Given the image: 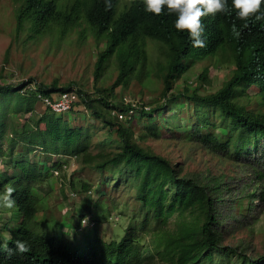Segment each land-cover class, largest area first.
Here are the masks:
<instances>
[{"label":"trees","instance_id":"1","mask_svg":"<svg viewBox=\"0 0 264 264\" xmlns=\"http://www.w3.org/2000/svg\"><path fill=\"white\" fill-rule=\"evenodd\" d=\"M15 2L16 37L22 31L28 39L48 36L55 42L79 28L80 39L90 38L98 49L94 81L109 61L114 62L117 75L111 84L96 86L92 93L75 86L79 96L69 110L57 113L45 106L48 113L38 115L33 114L36 102H42L38 93L69 90L74 82L61 84L57 78L48 84L31 78L16 84L0 82V92L15 93L0 96V118L7 113L31 114L19 126L0 122V143L5 141L10 153L15 147L27 152L40 147L48 155L75 156L79 169L129 173L144 217L138 226L129 224L118 239L99 234L96 226L80 241L67 239L61 232L62 224L58 231L46 232L41 220H36L39 197L33 191L42 177L40 165L16 159L12 173L0 178L4 192L8 187L15 189L13 199L19 211L18 221L7 231L0 226V264H144L154 257L160 264H202L206 260L212 264L216 253L227 257L236 254L240 264H264V253L251 256L239 245L223 241L219 228L222 220L215 205L223 185L227 188L222 177L202 180L183 174L169 158L141 143L181 133L182 138L193 140L212 154L235 160L248 158L255 187L248 191L242 188L233 198L235 210L245 219L255 200L264 204V19H240L232 0H227L228 13L203 18L204 46L194 47L189 33L175 28L177 15L170 14L167 7L155 15L137 1L125 10H120L115 0H110V8H106V0ZM262 7L257 15H264ZM151 42L161 54L155 65L150 61ZM8 53L7 49L5 59ZM202 60L216 66L231 63L230 75L215 90L202 92L210 67L206 63L194 84L185 82L174 90L177 79ZM153 76L160 77L163 86L151 104L140 103L132 118L119 119L112 114V110L127 111L130 105L124 98L114 101L116 87L127 86L133 78L143 81ZM253 100L258 108L250 105ZM79 103L102 120L108 129L107 138L115 135V148H109L107 138L91 148L89 128L67 120L65 116ZM174 106L177 109L172 111ZM137 123L142 126L135 128ZM58 164L55 160L51 167ZM82 186L90 189L86 182ZM106 201L105 195H99L95 204L79 208L75 227H80L86 216L84 230L88 229V219H100ZM93 206L97 210L92 214ZM151 219L155 225L148 229ZM144 231H149L147 240L140 233ZM17 240L24 241L29 251L18 252Z\"/></svg>","mask_w":264,"mask_h":264},{"label":"rangeland","instance_id":"2","mask_svg":"<svg viewBox=\"0 0 264 264\" xmlns=\"http://www.w3.org/2000/svg\"><path fill=\"white\" fill-rule=\"evenodd\" d=\"M16 5L15 0H0V82L16 84L31 78L34 82L48 84L57 78L61 84L74 82L73 87H81L91 93L96 86L106 87L112 83L117 75V68L113 61H109L101 77L94 81L93 71L98 49L90 38L80 39L79 28L72 30L70 34L55 42L48 36L40 39H28L27 34L22 31L16 37ZM150 45V61L155 65L161 54L152 42ZM7 49L9 53L5 59ZM206 63L209 62L207 60L194 62L192 67L177 79L174 90H177L185 82L194 84L197 74ZM209 65L208 81L202 82V92L218 88L223 80L230 75L232 68L229 62L217 66L212 63ZM162 86L160 77L153 76L150 79L145 78L143 81L133 78L127 86L116 87L114 101L120 102L123 100L122 96H125L138 101L139 104L144 102L151 104ZM3 95L15 96V93L0 92V96ZM184 104L187 106L186 102ZM250 105L253 108L260 106L255 100ZM175 109L177 106H174L172 111ZM44 112L48 113L45 105L37 101L33 114L38 115ZM30 115V113H15L13 115L7 113L0 118V122L19 126ZM65 117L72 124H80L89 128L91 148H94V145L100 140L108 137V129L102 120L92 116L81 103L75 106L70 115ZM141 126L137 123L135 128ZM183 129H187V126L183 125ZM180 134L176 133L171 137L163 135L159 138H148L141 143L169 158L181 168L183 174L202 180L222 177L227 188L223 185L215 205L222 220L219 228L223 232L224 243L239 245V248L251 256L264 253V204L255 200L252 211L245 219H242V216L237 213L233 204V198L239 195L242 188L248 191L255 187L250 160L248 158L235 160L232 156L225 158L212 154L193 140L182 138ZM114 137L115 135L107 138L109 148L116 146ZM0 146V174L2 172L0 178L4 174L12 173L15 169L13 161L16 159L39 163L42 177L37 182L38 189L34 188L33 191L39 197V211L36 220H41V227L44 231H58V225L62 224L64 226L61 228V232L67 239L80 241L88 230L96 226L95 230L99 234L106 238L118 239L129 224L138 226L142 221L144 210L135 197V186L129 173L118 174L115 170L98 172L88 168L79 169V163L75 156L48 155L40 147L27 152L20 146L15 147L10 153L5 141L0 143ZM55 160L59 164L56 167H51ZM85 182L90 185V189L84 190L82 184ZM2 193H4V188L0 187V194ZM99 195H105L109 199L103 203L104 208L99 213L100 219H88L89 226L85 230V225L82 224L80 227H75L78 222L77 211L79 208L88 203L95 204ZM95 210L97 209L93 206L92 214ZM18 218L19 211L15 206L12 209L0 208V226L3 231H7L11 225L18 221ZM44 219L48 222H43ZM91 221H94L93 225ZM169 221V225L172 227V219ZM148 224L150 226L148 229H150L155 225V222L151 219ZM250 225H252L251 230ZM56 233L58 234V232ZM140 233L143 240H147L150 236L149 231ZM158 261L159 259L154 257L144 264H160ZM240 263L236 254L227 257L216 253L212 261V264ZM202 264H211V262L206 260Z\"/></svg>","mask_w":264,"mask_h":264},{"label":"clouds","instance_id":"3","mask_svg":"<svg viewBox=\"0 0 264 264\" xmlns=\"http://www.w3.org/2000/svg\"><path fill=\"white\" fill-rule=\"evenodd\" d=\"M136 1L140 4L144 3L146 11L155 15H161L165 7L170 14L175 13L177 15L175 28L178 31H187L194 47L204 46L203 18L229 12L227 0H115V3L120 10H125ZM232 5L237 10V16L242 20H247L251 16H255L256 20L264 19V15H257L263 9L264 0H232ZM105 6L111 7L110 0H106ZM14 191L13 187H8L0 194V208L12 209L15 206ZM86 224L87 217L82 221V225L86 226ZM15 247L20 253L29 251V246L21 240L15 242Z\"/></svg>","mask_w":264,"mask_h":264},{"label":"built area","instance_id":"4","mask_svg":"<svg viewBox=\"0 0 264 264\" xmlns=\"http://www.w3.org/2000/svg\"><path fill=\"white\" fill-rule=\"evenodd\" d=\"M42 103L48 106L52 111L61 113L69 110L73 104L78 100V90L76 87H72L69 90L53 92L51 95L37 94ZM125 102H130L129 109L123 110H112V114H115L119 119L132 118L135 109L140 107L138 101L123 97ZM144 108L148 109V105H144Z\"/></svg>","mask_w":264,"mask_h":264}]
</instances>
